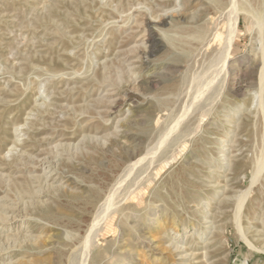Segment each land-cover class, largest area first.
Returning <instances> with one entry per match:
<instances>
[{"label": "rangeland", "instance_id": "rangeland-1", "mask_svg": "<svg viewBox=\"0 0 264 264\" xmlns=\"http://www.w3.org/2000/svg\"><path fill=\"white\" fill-rule=\"evenodd\" d=\"M237 2L221 69L230 0H0V204L41 193L0 264H69L142 156L91 264H264V0ZM19 151L52 153L53 178Z\"/></svg>", "mask_w": 264, "mask_h": 264}, {"label": "bare ground", "instance_id": "bare-ground-1", "mask_svg": "<svg viewBox=\"0 0 264 264\" xmlns=\"http://www.w3.org/2000/svg\"><path fill=\"white\" fill-rule=\"evenodd\" d=\"M230 2H231V7H230V10L228 12L229 13L228 17L230 19L229 31H227L225 34L223 47L221 48V50H219V55L217 57V59H219V61H221V64H222L221 69H226L227 65L229 63L230 52H231L232 46L234 44V41L236 39L237 32L239 30L240 13L243 12V11H241L242 8L238 4L239 2H237V0H230ZM221 3H222V1H221ZM241 3L243 4L242 1H241ZM222 4H224V2ZM225 4L227 5V7H229L227 3H225ZM223 6H225V5H223ZM220 7H222V5ZM227 7L225 9H228ZM247 8L248 7H246L245 10ZM253 8L249 9V11L252 10ZM256 12H257V10H256ZM256 12H253V16L255 18L254 20H257L256 19ZM258 16H259L258 18L260 19L261 15H258ZM260 27H262V26H260ZM263 27H264V25H263ZM197 36H198V34L196 35V37ZM262 37H263V35H262ZM198 38H199V36H198ZM219 69H220V67H219ZM263 74H264V59H263V64H262L261 71H260V78L262 81H263ZM23 130H24V128H23ZM21 132L22 131H20V129H19L17 132V136H21L22 135ZM23 134H25V133H23ZM166 134L167 133L164 134L161 132V135H159V137H158V141H159V143L161 142V144L158 146H165L166 144H168L172 141L170 139L169 140L164 139L166 137ZM16 140L14 141V145L12 147V150H14V148H16L18 146ZM150 151H151V149H148V151H147L148 155H149ZM19 154L23 155V157H24V155H26L27 158L34 160V166L37 168H42L44 170V173H42L41 175H35L34 176V178H36V180H38V182L42 181V180L49 181V179L53 178L52 172L54 171L53 169H55V168L53 167L54 159L51 156L52 153H46L45 155L37 154L35 156H32V155H27V154L19 151ZM142 158H143V156L142 157H136V159H134L133 161L130 160L124 166L122 171L119 173V175L117 176L116 180L112 184V186L109 189V192L107 193L105 198L100 202V204H98L99 206L97 207V209L94 213V216L91 220V223L89 224L87 230L85 231V235H83V237L81 236L83 238V241L81 239L82 242L80 241L81 243H80L79 251L76 252L77 254L75 253V255H74L75 257H73L72 260H69V262H68L69 264H91L93 250H94L96 244L98 243V241L100 240V236L102 234V231L105 232L107 230V228H109L111 220H113L114 217H116V215L119 216L118 217L119 221H121L123 218H125V219L129 218L130 215L127 212V210H128V208L131 209L132 207L127 206L128 200L132 197V195H135L136 197L138 196V194H136V192H138L140 190L141 184L143 183V182L140 183L141 179L140 180L138 179V178H141V176H142L140 173L145 172L143 170L142 166L140 167V160ZM259 158H260V156H259ZM263 158L264 157L261 158L262 161H264ZM258 161H260V160H258ZM263 164H264V162L262 163V165ZM262 165H260L258 167L257 171L253 169L255 171L253 173V179H252L253 184L256 182V178L259 176V174L261 172ZM141 168H142V171H141ZM47 170L50 172L49 174L46 173ZM149 176H147V177H149ZM142 177H144V176H142ZM152 177H154V176L151 175L150 178H152ZM146 178L145 179L142 178L143 179L142 181H144V180L147 181ZM147 179H149V178H147ZM137 180H139L140 182ZM143 185H145V184L143 183ZM249 191H250V189L247 191V194H245V197L243 198L242 202L240 203V207H239L240 210H242L244 203H245L247 197L249 196ZM40 195H41V193L33 194L31 196L29 195V198L31 199V201L29 199H26V200L24 199L25 201L23 199H22L23 201H17V200L15 201V198L14 199L10 198L11 201H9V202L4 201L0 204V260L5 258L6 256H8L10 251H12L13 248L16 246L17 240H19V238L21 239V236H23V238H22L23 240H26L28 238L31 240L33 239L31 234H29V233L24 234L22 232V230L19 231L17 229V232H15V233H12V232L14 229L17 228L18 224L22 225L27 218L26 214H21V212H23V211L25 212V210L28 208L30 203L37 201L35 199V196L39 197ZM100 195L103 196V194H100ZM22 198H23V195H22ZM99 198H101V197H99ZM132 229H134V228H132ZM5 232H7V233H5ZM78 237H79V235H78ZM174 249H178V246H174ZM70 257H71V255H70ZM99 259H101V258H99ZM15 262H17V261H13V259H12L11 261H9L7 263L4 261L3 264H14ZM104 262H105V260H104ZM34 263L35 262H33V264ZM36 264H42V262H37Z\"/></svg>", "mask_w": 264, "mask_h": 264}]
</instances>
